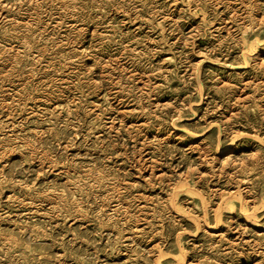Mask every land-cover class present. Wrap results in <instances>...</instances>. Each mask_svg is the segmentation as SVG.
I'll use <instances>...</instances> for the list:
<instances>
[{
    "label": "rangeland",
    "instance_id": "obj_1",
    "mask_svg": "<svg viewBox=\"0 0 264 264\" xmlns=\"http://www.w3.org/2000/svg\"><path fill=\"white\" fill-rule=\"evenodd\" d=\"M0 264H264V0H0Z\"/></svg>",
    "mask_w": 264,
    "mask_h": 264
},
{
    "label": "bare ground",
    "instance_id": "obj_2",
    "mask_svg": "<svg viewBox=\"0 0 264 264\" xmlns=\"http://www.w3.org/2000/svg\"><path fill=\"white\" fill-rule=\"evenodd\" d=\"M252 48V47H251ZM250 57V56H249Z\"/></svg>",
    "mask_w": 264,
    "mask_h": 264
}]
</instances>
